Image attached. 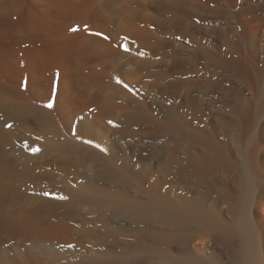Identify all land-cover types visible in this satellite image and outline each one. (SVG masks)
I'll use <instances>...</instances> for the list:
<instances>
[{"label":"bare ground","instance_id":"obj_1","mask_svg":"<svg viewBox=\"0 0 264 264\" xmlns=\"http://www.w3.org/2000/svg\"><path fill=\"white\" fill-rule=\"evenodd\" d=\"M0 264H264V0H0Z\"/></svg>","mask_w":264,"mask_h":264},{"label":"snow or ice","instance_id":"obj_2","mask_svg":"<svg viewBox=\"0 0 264 264\" xmlns=\"http://www.w3.org/2000/svg\"><path fill=\"white\" fill-rule=\"evenodd\" d=\"M74 31L76 30V29H73ZM49 108H51L52 107V103L51 102H49V104L47 105ZM111 123V122H110Z\"/></svg>","mask_w":264,"mask_h":264}]
</instances>
